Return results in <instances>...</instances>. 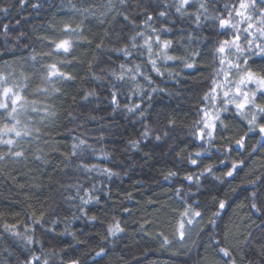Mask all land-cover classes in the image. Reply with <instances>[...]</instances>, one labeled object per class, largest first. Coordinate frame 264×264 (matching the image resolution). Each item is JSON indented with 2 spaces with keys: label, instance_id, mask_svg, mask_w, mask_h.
Instances as JSON below:
<instances>
[{
  "label": "trees",
  "instance_id": "1",
  "mask_svg": "<svg viewBox=\"0 0 264 264\" xmlns=\"http://www.w3.org/2000/svg\"><path fill=\"white\" fill-rule=\"evenodd\" d=\"M105 2L27 0L26 6H20L17 0H0V5H16L11 10L10 20L0 13V67L7 62L11 65L8 71L19 74L23 66L25 74L31 75L33 68L38 71L42 65L64 61L68 67L62 68V71L75 78L73 81L57 82L61 93L45 99L31 96L40 83L37 76L30 84L28 93H25L28 99H39L53 105L52 110L57 116L49 118L43 126L37 125L41 127L39 143L28 145L26 141L22 142L32 149L26 153L25 159L0 162V264H17V259L22 260L23 254L31 255L27 248L37 254L40 251V244L26 248L25 240L14 236L11 231H5V224L16 225V230L21 233H24L25 226L34 228V232L29 231L28 235L40 241L45 252L57 253L52 257V264L71 259H80L83 264H224V258L218 255L219 248L235 246L249 233L253 239L237 248L234 255L237 256V264H240L238 253L245 255L243 264H248L249 260L259 264V248L264 244V227L261 226L264 225V214L250 207L253 203L251 194L264 189V183H259L257 187L250 183L264 177V140L258 133V127L249 132L246 121L236 116L235 110L223 113L221 118L227 130L222 135L218 131L212 148L203 152L198 159L199 167H193L188 162L189 153L207 147L199 143L189 147L190 141L186 137L187 125L197 118L194 113L199 98L208 87L206 78L211 73V56L207 52L212 45L204 49L206 54L196 62L195 69L180 72L182 65L169 62L160 65L164 74L157 75L151 72L150 66L144 68L145 73L151 75L153 83L149 86L142 78L139 79L143 90L151 92V88L156 87L163 91L153 93L150 102L145 97L144 109H149L146 115L151 118L146 122L151 123L153 133L150 138L142 139L140 132L143 131V122L135 124L137 116L114 112L108 105L110 97L104 91V85L99 81L92 82L89 77V63L95 65L96 58L101 56L96 51V44L101 43L108 29L118 30L123 22L117 20L114 24L110 23L113 17L109 16L101 23L103 18L99 13L103 9H96V18H93L91 14L84 16L73 12L72 5L81 9L89 4ZM33 3H40V9H33ZM9 22L11 29L6 39L2 24ZM68 23L73 28L79 26L82 33L79 38L72 37L76 44L71 55L60 53L50 59H41V53L52 50L50 40L69 38L60 32ZM155 23L159 25L161 21ZM181 27L187 28V25L178 23L173 32L162 39H186L187 33L176 30ZM187 31L193 29L187 28ZM21 33L24 35L20 36ZM132 34L133 30L128 29L126 35ZM195 35L203 37L209 33L206 30L196 31ZM16 36H20L18 41ZM103 43L106 47L116 46L107 38ZM25 45L28 47L25 48ZM183 47L200 49L202 46L182 45L169 55H182ZM33 55H36L35 61L31 59ZM113 60L117 65L126 62L123 57L117 59L116 54H113ZM142 62L143 58L139 56L131 60L133 64ZM100 67L106 65L93 67V73L99 74ZM176 72L180 73L179 76L169 75ZM91 90L97 91L99 99H83L84 94ZM69 113L72 114L71 118ZM170 119L175 120V127L171 131L166 127ZM166 131L168 137L155 140L157 134L163 135ZM245 133L246 151L235 146V141ZM76 137L86 139L91 145V148L80 152L85 162L109 167L118 175L109 179L93 172L86 179L77 170L80 159L72 160L66 167L64 161L73 151L72 145L78 143L74 139ZM130 139L140 140L139 147H130ZM229 146L233 150L230 155H225L224 149ZM0 150L7 151L6 148ZM177 153L181 154L180 159H177ZM36 156H41V159L37 160ZM221 161L225 163L221 164ZM233 163H240V167L234 177H226L224 174ZM208 166H213L214 171L211 175L205 174L199 186H190L183 180L187 174L203 172ZM169 171L178 172V176L166 181L164 176ZM215 177H223V180L218 181ZM80 182L85 187L95 184L97 190L92 194L99 197L98 201L86 206V216L77 210L79 199H71L76 196L73 185ZM181 185L185 192L191 194L185 202H199L198 210L203 213L202 219L182 243L175 234L179 214L184 210V204L175 196V189ZM129 194L130 199L126 198ZM261 199L264 200V197ZM220 200L227 202L223 210L219 209ZM40 210H46L45 223L42 226L32 225L30 217L34 212L39 216ZM217 212L220 214L214 218L213 214ZM74 216L77 218L74 219ZM91 216L97 219L89 223L87 217ZM53 220L57 223L52 224ZM115 221L121 222L124 232L105 241L106 229ZM145 221L150 223L141 231L140 225ZM165 237L170 243L162 247ZM101 247L107 255L98 257L95 253Z\"/></svg>",
  "mask_w": 264,
  "mask_h": 264
},
{
  "label": "snow or ice",
  "instance_id": "2",
  "mask_svg": "<svg viewBox=\"0 0 264 264\" xmlns=\"http://www.w3.org/2000/svg\"><path fill=\"white\" fill-rule=\"evenodd\" d=\"M17 3L20 6H26L27 0H17ZM31 6L33 9L39 10L41 4L33 3ZM14 7L16 5L11 3L0 5V13L4 14L5 19L10 20V13ZM96 9H103L99 13V16L103 18L101 23L109 16L113 17L110 23L114 24L117 20L123 23L118 30L113 31L110 28L105 32L104 38L115 44V47H106L103 43L104 38L101 43L96 44V51L101 53V56L96 58L95 65L92 62L89 63V77L92 82L99 81L104 85V91L110 97L108 105L114 112L119 111L130 116H137L135 124L143 122V131L140 132L142 139L150 138L153 133L151 123L146 122L151 118L146 115L149 109H144L145 97L150 102L153 93L163 91L156 87H152L151 92L143 90V87L138 83L139 79L142 78L149 86L153 83L151 75L146 74L144 68L150 66L151 72H155L157 75L164 74L161 72L160 65H167L169 62L182 65L180 72H183L184 69H195L196 62L206 54L204 49L211 44V50L207 52L211 56V73L206 78L208 87L199 98L194 113L197 118L187 125L188 134L186 137L190 141L189 147L197 143L207 145V147H204L202 151L189 153V164L199 167L198 159L202 157L203 152H208L212 148L216 142L218 131L222 135L223 131L227 130V125L224 124L221 117L223 113L231 110H235V115L246 121L249 132L255 131L258 127V133L264 140V0H106L104 4H89L81 9H77L75 4L72 5L73 12H79L84 16L91 14L93 18H96ZM113 13H115L114 16ZM156 21H161V23L157 25ZM16 23L18 25L19 21L17 20ZM178 23L186 24L187 28H191L193 31L189 32L187 28L181 27L176 30L182 34L187 33L186 39L183 37L179 41L162 39L172 33ZM10 29V22L2 24V33L6 39ZM128 29L133 30V34L130 36L126 35ZM205 30L209 35L203 37L195 35L196 31ZM60 32L69 38L58 41L50 40L49 44L52 45V50L49 53H41V59H50L53 55L60 53L71 55L76 44V40L72 37L79 38L82 35L80 28L79 26L73 28L68 23L64 24ZM22 35L24 34L21 33L20 36ZM20 36H16L15 39L18 41ZM41 39L46 38L42 37ZM137 41H142V43ZM192 44L202 47L200 49L183 47L182 55H169L179 46ZM27 47L25 45V48ZM113 54H116L117 59L123 57L126 62L115 64ZM134 56L143 58V62L131 63ZM31 59L35 61L36 55H33ZM101 64L106 67H100L99 74H94L93 67ZM10 67L11 65L7 62L0 67V149H7V151L0 150V162H15L25 159L26 153L32 149L30 146L26 147L22 142L26 141L28 145L33 142L39 143L41 127H37V125L43 126L49 118L57 116V113L52 110L53 105L46 104L39 99H28L25 95L33 80L38 76L40 83L33 89L31 96L47 99L61 93L62 89L57 85V82H68L75 79L70 73L62 71V68L68 67V63L64 61H53L42 65L38 71L33 68L31 75L25 74L23 66H21L22 70L19 74L15 71H8ZM179 74V72L169 73L173 77L179 76ZM90 97L99 99L96 90L86 92L83 99L88 100ZM137 100L139 102H135ZM68 115L71 118L72 114ZM91 119L96 118L92 117ZM166 127L169 131L174 129L175 120H168ZM168 135L167 131L163 135L157 134L155 140L161 141ZM246 138L247 133L240 136L235 141V146L246 151ZM74 139H77L78 143L72 145L73 151L65 158L66 167L72 160L80 159L81 162L77 164V170L83 173L86 179L88 174L93 172L109 179L118 175L109 167L85 162L80 152L91 148V145L87 143L86 139L78 137ZM128 145L138 148L140 140L130 139ZM78 149L80 151H77ZM232 150V146H229L224 149V154L230 155ZM193 156L196 158H192ZM180 158L181 154L177 153V159ZM36 159L40 160L41 156H36ZM220 163L224 164L225 162L221 161ZM240 163H233L231 169L224 175L234 177ZM213 171V166H208L203 172L187 174L183 180L187 181L190 186L192 184L199 186L201 178L205 174L211 175ZM176 176H178V172L169 171L164 176V180L168 181ZM215 179L222 181L223 177H215ZM250 183L253 187H257L259 183H264V177H258L257 180ZM73 186L76 188V196L71 199L73 201L79 199L80 206L77 210L86 216V206L99 200L98 196L92 194L97 190V186L92 184L90 187H85L83 182ZM175 196L184 204V210L179 214L175 231L182 243L187 238L189 231L196 227L199 220L202 219L203 213L198 210L199 202H185L186 198L190 199L191 194L185 192L182 185L175 189ZM262 197H264V189L254 191L251 194L253 203L250 207L264 214ZM126 198L130 199L131 194ZM226 203L225 200H220L219 209L223 210ZM125 211L128 210L125 209ZM219 214V212L214 213L213 217L215 218ZM45 216L46 210H40L39 216H36L34 212L30 217L32 225L42 226L45 223ZM87 219L91 223L97 217L91 216ZM51 223L56 224L57 221L53 220ZM149 223V221H145L141 224L140 230L143 231ZM261 226L264 227V225ZM16 228V225L5 224V231H11L14 236L25 240L26 248L28 245L40 244L39 254L32 251L31 248H27V252H30L31 255L23 254V259L18 258L17 264H52V257L57 253L45 252L43 244L34 236L28 235L29 231L34 232V228L25 226L24 233ZM123 232L124 228L121 226V222L115 221L108 225L107 235L103 239L106 241L108 237H115ZM252 239V234L249 233L238 240L235 246L219 248L218 255L224 258V264H237V256L234 255V252ZM169 243L165 237L161 246ZM95 255L99 257L107 255V252L101 247ZM237 255L240 257V264H243L245 255L241 253ZM259 257V264H264V244L260 245ZM61 264H83V262L80 259H71L62 260ZM248 264H255V262L249 260Z\"/></svg>",
  "mask_w": 264,
  "mask_h": 264
}]
</instances>
